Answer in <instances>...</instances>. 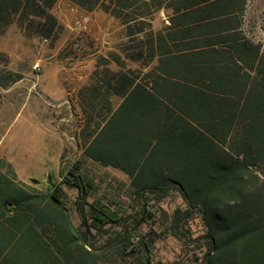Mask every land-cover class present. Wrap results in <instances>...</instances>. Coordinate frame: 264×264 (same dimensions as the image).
<instances>
[{"label": "trees", "instance_id": "trees-1", "mask_svg": "<svg viewBox=\"0 0 264 264\" xmlns=\"http://www.w3.org/2000/svg\"><path fill=\"white\" fill-rule=\"evenodd\" d=\"M59 1L0 0V36L15 18L26 34L51 35ZM66 1L119 21L135 45L126 54L148 68L102 58L78 93L81 158L127 175L143 212L178 193L186 210L174 213L176 228L195 215L204 225L202 264H264V48L245 35L249 0ZM163 10L168 24L155 30ZM22 79L0 67L1 88ZM64 170L60 184L40 192L0 158V264H101L132 253L125 223L96 246L115 213L98 202L87 210L94 181L81 159ZM63 186L78 192L79 226Z\"/></svg>", "mask_w": 264, "mask_h": 264}, {"label": "rangeland", "instance_id": "rangeland-1", "mask_svg": "<svg viewBox=\"0 0 264 264\" xmlns=\"http://www.w3.org/2000/svg\"><path fill=\"white\" fill-rule=\"evenodd\" d=\"M51 13L57 26L49 36L37 34L34 28L26 34L18 18L8 28L7 36H0V67L23 76L9 88L0 87V158L12 164L20 182L40 192H47L51 184H60L64 168L82 160L83 170L94 181L87 210L98 202L116 217L101 231H94L96 246L114 236L124 223L133 236L130 255L112 254L101 264H202L205 246L198 238L205 233L204 225L195 215L176 228L174 213L186 210L178 193L162 202H150L143 212L127 175L82 159L77 147L75 138L83 124L78 93L91 83L96 67L104 63L102 58L110 60L112 53L118 54L125 70H148L126 54L127 50L132 54L135 45L127 38L125 28L101 10L87 13L66 0H60ZM165 21L166 14L159 13L154 29L162 28ZM244 31L250 42L264 48V0H249ZM37 63L41 64L39 72L34 70ZM109 68L121 70L112 61ZM77 198V190L63 186V200L79 226ZM137 220L141 223L135 227ZM140 240L146 243L148 252L138 245Z\"/></svg>", "mask_w": 264, "mask_h": 264}, {"label": "crops", "instance_id": "crops-1", "mask_svg": "<svg viewBox=\"0 0 264 264\" xmlns=\"http://www.w3.org/2000/svg\"><path fill=\"white\" fill-rule=\"evenodd\" d=\"M160 13H165V14H166V21H165V24H164V25L168 24V15L170 14V12L163 10V11H161ZM158 14H159V13H158ZM158 14H157V15H158ZM157 15H156V16H157ZM154 21H155V20H154ZM153 24H154V22H153ZM163 27H164V26H163ZM163 27H162V28H163ZM160 29H161V28H160ZM7 33H8V29H7L6 33H5L4 35H2V37H3V36H4V37L7 36Z\"/></svg>", "mask_w": 264, "mask_h": 264}, {"label": "built area", "instance_id": "built-area-1", "mask_svg": "<svg viewBox=\"0 0 264 264\" xmlns=\"http://www.w3.org/2000/svg\"><path fill=\"white\" fill-rule=\"evenodd\" d=\"M34 70L39 72L41 70V64L40 63H37L35 66H34Z\"/></svg>", "mask_w": 264, "mask_h": 264}]
</instances>
